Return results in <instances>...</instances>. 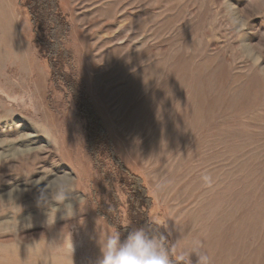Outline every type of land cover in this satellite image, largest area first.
<instances>
[{"label":"rangeland","instance_id":"1","mask_svg":"<svg viewBox=\"0 0 264 264\" xmlns=\"http://www.w3.org/2000/svg\"><path fill=\"white\" fill-rule=\"evenodd\" d=\"M49 1L76 90L51 82L24 1L0 0V264H96L124 237L99 213L113 204L103 173L118 223L142 227L104 142L94 167L77 90L146 187L139 209L172 260L196 247L190 264H264V0ZM53 172L74 178L70 218L37 203L47 181L33 182Z\"/></svg>","mask_w":264,"mask_h":264},{"label":"trees","instance_id":"2","mask_svg":"<svg viewBox=\"0 0 264 264\" xmlns=\"http://www.w3.org/2000/svg\"><path fill=\"white\" fill-rule=\"evenodd\" d=\"M24 1L25 7L29 10L31 16V22L35 26L37 30L36 40L39 44V49L41 53L46 57L51 74L50 80L53 84H58L60 81L61 85L69 88L71 90H76L77 81L65 72L63 69V65L58 61L60 55L57 50H59V42L63 37V34L66 30V24L63 19L61 21V25L58 22V14L56 12V6L49 0H21ZM66 52L62 50L61 55H64ZM79 95V99L84 100V106L88 109V114L90 117V123L87 130V144L88 150L91 155L94 167L98 169L99 172L103 173V164L98 160V145L100 142H104L107 150V158H109L112 163L117 167L119 171L124 173L126 177L129 179V188L134 198V206L130 211L129 219L133 217V222L138 224V218H141V226L145 227L149 230L150 234H153L165 240L166 234L163 233L162 225L148 222L146 215L144 212L139 209L143 206L151 205V198L147 196L146 187L143 185L140 177L134 173H132L124 164L120 161L117 154L114 152L112 142L105 130L103 129L99 118L96 116L95 112L91 109L90 105L87 102L86 98L80 90H77ZM82 96V98H81ZM97 140L100 142H95ZM103 175L105 176V180L110 184V192L109 195L111 200H113V204L109 202V205L105 203L104 208L99 209V213L107 218V221L110 226L114 227L117 231L121 232L124 236L130 231L129 226H121L118 223V216H116L117 200L118 196L114 187L112 186V181L109 180L107 173ZM130 199V196H129ZM140 201V202H139ZM153 229H157V232L154 234L152 232ZM174 264H185L182 260H173Z\"/></svg>","mask_w":264,"mask_h":264},{"label":"clouds","instance_id":"3","mask_svg":"<svg viewBox=\"0 0 264 264\" xmlns=\"http://www.w3.org/2000/svg\"><path fill=\"white\" fill-rule=\"evenodd\" d=\"M51 179L36 180L33 184L39 185L47 181L39 191L38 205L47 206L56 212L63 210L66 217L74 215V206L71 196L75 192L74 178L68 173H50ZM61 205L62 207H57ZM100 256L96 264H174L168 249L161 238L150 234L145 227H137L121 238L119 235L109 236L100 243ZM198 249L181 253V258L189 261L190 254ZM198 264H207V257L200 255Z\"/></svg>","mask_w":264,"mask_h":264}]
</instances>
